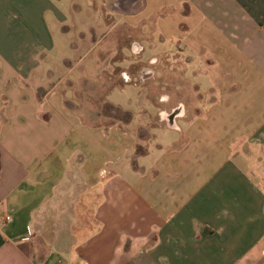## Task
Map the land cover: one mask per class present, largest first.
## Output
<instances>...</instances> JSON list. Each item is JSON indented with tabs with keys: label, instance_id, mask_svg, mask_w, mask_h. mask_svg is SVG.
<instances>
[{
	"label": "crops",
	"instance_id": "1",
	"mask_svg": "<svg viewBox=\"0 0 264 264\" xmlns=\"http://www.w3.org/2000/svg\"><path fill=\"white\" fill-rule=\"evenodd\" d=\"M73 1L0 0V264H264V0L103 1L101 51L163 44L146 122L39 61Z\"/></svg>",
	"mask_w": 264,
	"mask_h": 264
},
{
	"label": "rangeland",
	"instance_id": "2",
	"mask_svg": "<svg viewBox=\"0 0 264 264\" xmlns=\"http://www.w3.org/2000/svg\"><path fill=\"white\" fill-rule=\"evenodd\" d=\"M103 1L74 0L72 3H68L69 9L68 12H65L68 19L65 26L72 28V30L70 33L61 34L60 27H54L55 46L50 53L45 52L46 56H42L39 61H55L57 63L65 59L72 61L76 67L70 71L69 76L76 79L86 77L91 81L77 84L76 88L79 89L78 94L83 99L82 105L91 108L93 113L100 109L104 114H110L109 109L112 105L123 106L134 110L138 119L145 121V116L140 112L146 109L157 113L155 109L152 110L151 96L162 91L157 82L152 84L150 81L152 79H148L155 73L157 81L161 80L164 69L170 70L168 67H164L166 60L163 57L164 51L161 50L163 44L156 43V46H152V41H148L146 36H140L138 42L143 47V51L134 53L131 48L124 49V59L121 53L101 51L103 47L112 48L115 44L113 40L125 44L126 38H129L116 35L117 31L111 27L113 26L112 20L107 19V23L104 21L102 15L109 11L105 8V12L102 8L104 6ZM80 20L83 22L81 23ZM74 24L75 27H73ZM87 25H91L98 31V34L88 36V33L85 37L86 41L83 42L81 33L85 31L82 28ZM97 25L100 27L97 28ZM73 44L76 46L75 49H71ZM173 54H177V51H174ZM174 59L175 57L172 56L171 61ZM174 69L178 70L177 67ZM65 71L68 70L66 68L59 69L58 77H65ZM127 76L128 80H125ZM175 76L179 78L180 75L177 73ZM98 79L100 82L106 81V84L94 83ZM204 101L209 102L207 99Z\"/></svg>",
	"mask_w": 264,
	"mask_h": 264
},
{
	"label": "flooded vegetation",
	"instance_id": "3",
	"mask_svg": "<svg viewBox=\"0 0 264 264\" xmlns=\"http://www.w3.org/2000/svg\"><path fill=\"white\" fill-rule=\"evenodd\" d=\"M180 113V109L179 108H176V109H173L171 114H164V117L167 121H170L172 120V118L176 117L177 115H179Z\"/></svg>",
	"mask_w": 264,
	"mask_h": 264
},
{
	"label": "built area",
	"instance_id": "4",
	"mask_svg": "<svg viewBox=\"0 0 264 264\" xmlns=\"http://www.w3.org/2000/svg\"><path fill=\"white\" fill-rule=\"evenodd\" d=\"M133 51H134V53L140 52V50H139V48L137 46L134 47ZM125 80H128V76L125 78ZM10 220H11V217L7 216L6 217V221H10Z\"/></svg>",
	"mask_w": 264,
	"mask_h": 264
}]
</instances>
